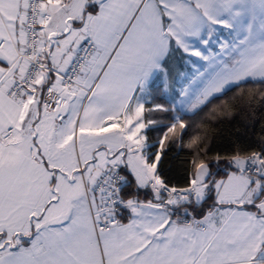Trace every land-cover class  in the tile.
Listing matches in <instances>:
<instances>
[{"label": "snow or ice", "instance_id": "obj_1", "mask_svg": "<svg viewBox=\"0 0 264 264\" xmlns=\"http://www.w3.org/2000/svg\"><path fill=\"white\" fill-rule=\"evenodd\" d=\"M251 80L264 0H0V264H264V127L197 121Z\"/></svg>", "mask_w": 264, "mask_h": 264}, {"label": "trees", "instance_id": "obj_2", "mask_svg": "<svg viewBox=\"0 0 264 264\" xmlns=\"http://www.w3.org/2000/svg\"><path fill=\"white\" fill-rule=\"evenodd\" d=\"M262 88L264 84L259 81H249L242 84L239 89H233L228 96L244 94L247 98L256 95ZM220 103L218 101L214 106L218 113L217 118L210 119L204 114L197 118L201 129L207 133V142L213 149V154L216 152L229 153L238 145L247 146L260 138L261 127H264V110L261 109L258 99L251 105L241 104L236 107L225 105L226 112L220 111ZM187 139L186 137V142ZM189 152L187 148L183 152L174 149L169 152L164 161L165 172L175 178L174 183L183 175V162L190 158Z\"/></svg>", "mask_w": 264, "mask_h": 264}, {"label": "crops", "instance_id": "obj_3", "mask_svg": "<svg viewBox=\"0 0 264 264\" xmlns=\"http://www.w3.org/2000/svg\"><path fill=\"white\" fill-rule=\"evenodd\" d=\"M251 81H257V80H251Z\"/></svg>", "mask_w": 264, "mask_h": 264}]
</instances>
